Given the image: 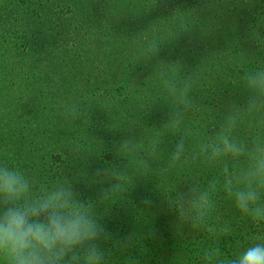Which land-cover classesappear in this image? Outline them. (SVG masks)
<instances>
[{
  "label": "trees",
  "instance_id": "16d2710c",
  "mask_svg": "<svg viewBox=\"0 0 264 264\" xmlns=\"http://www.w3.org/2000/svg\"><path fill=\"white\" fill-rule=\"evenodd\" d=\"M182 23L190 28L177 37ZM152 39L159 51L144 59L140 49ZM258 68H264V0H0V162L25 171L37 192L69 179L113 238L137 234L131 255L138 264H198L208 234L176 224L166 198L187 184L206 185L221 166L189 159L169 168L170 153L185 136L191 158L197 139L217 131L223 106L244 104V77ZM162 71L194 82L197 107L176 134L162 129L170 111ZM73 103L79 114L69 121L65 106ZM249 119L254 127H242L239 136L264 132L261 117ZM129 136L141 150L118 154ZM154 142L159 150L140 173L143 149ZM98 168L127 170L132 187L100 202V190L114 181L101 183ZM214 199L210 222L218 218L233 229L219 242L226 255L264 229L222 191ZM108 258L123 259L115 251Z\"/></svg>",
  "mask_w": 264,
  "mask_h": 264
},
{
  "label": "clouds",
  "instance_id": "9594fccd",
  "mask_svg": "<svg viewBox=\"0 0 264 264\" xmlns=\"http://www.w3.org/2000/svg\"><path fill=\"white\" fill-rule=\"evenodd\" d=\"M189 28L182 23L177 37ZM158 51L159 44L154 39L140 49L144 59ZM159 79L166 92L164 101L170 107L162 129L176 134L186 115L197 107L191 95L194 82L191 77L173 78L163 71ZM244 90L248 93L244 104L229 101L223 106L217 131L197 139L191 158L186 154L185 136H178L170 153L169 168L181 161L187 164L189 159L221 166L220 174L206 185L187 184V191L176 190L172 198H166L176 213V224H188L208 234L211 243L200 251L198 264H264V229L226 255L219 242L233 232L232 226L218 218L210 222L216 210L214 194L222 191L243 216L257 225L264 224V132L253 131L246 138L238 135L242 127H254L250 117H261L264 125V68L245 75ZM78 114L76 104L65 106L66 120L74 121ZM141 148L135 137L129 136L120 142L117 152L127 156ZM143 150L140 173L149 168L159 145L154 142ZM96 177L102 178L101 183L105 177L114 181L100 190L102 203L128 191L134 180L127 170L117 168H98ZM143 203L150 206L151 200L145 198ZM94 208L78 199L69 179L42 184L37 192L25 171L0 162V264H109L108 254L114 251L123 257L121 264H138L131 255L138 242L137 234L113 238Z\"/></svg>",
  "mask_w": 264,
  "mask_h": 264
}]
</instances>
